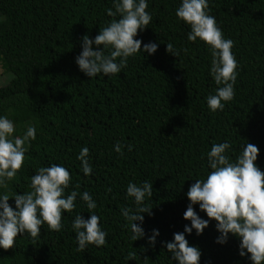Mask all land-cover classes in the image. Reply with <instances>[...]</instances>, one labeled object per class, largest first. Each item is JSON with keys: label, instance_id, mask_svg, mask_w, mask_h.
Wrapping results in <instances>:
<instances>
[{"label": "trees", "instance_id": "obj_1", "mask_svg": "<svg viewBox=\"0 0 264 264\" xmlns=\"http://www.w3.org/2000/svg\"><path fill=\"white\" fill-rule=\"evenodd\" d=\"M179 3L147 0L152 19L134 38L141 49L157 43L156 51L137 52L117 74L90 78L75 57L84 35L91 39L119 18L106 12L112 0H0V76L9 78L0 86V115L13 121L14 136L29 124L36 128L22 167L0 193L15 208L12 196L31 190L36 169L59 164L71 177L64 195L78 194L74 209L62 212L60 231L45 223L35 238L18 233L13 247L0 248V264H176L163 242L190 224L183 218L185 193L209 171L205 154L211 145L228 141L235 159L251 143L258 148L254 163L264 171V0H208L209 14L233 41L238 62L233 99L216 112L205 99L218 87L209 74L210 52L199 39H187L189 26L175 16ZM117 143L122 154L114 150ZM81 147L89 149L88 176L76 159ZM130 181L152 183V196L144 201L150 213L142 214L145 236L135 241L120 211L136 207L126 196ZM85 191L96 201L92 211L106 243L81 252L71 223L77 214L90 215L79 198ZM215 223L210 219L200 235L185 234L201 251L199 264H252L250 254H238V237L215 242ZM152 229L159 231L154 245L147 240Z\"/></svg>", "mask_w": 264, "mask_h": 264}, {"label": "clouds", "instance_id": "obj_2", "mask_svg": "<svg viewBox=\"0 0 264 264\" xmlns=\"http://www.w3.org/2000/svg\"><path fill=\"white\" fill-rule=\"evenodd\" d=\"M112 5L106 9L107 14L119 18L112 19L91 39L84 35L82 50L75 57L79 70L90 78L97 74H117L137 52L151 55L158 47L157 43L149 41L141 49V40L134 38L138 29L143 31L152 19L146 11L147 0H112ZM209 13L208 0H180L175 9L177 19L190 28L187 39L193 42L199 39L210 52L209 74L218 87L205 99L209 111L216 112L222 111L233 99L238 62L232 52L233 41L223 35L215 17ZM93 45H102V48L94 49ZM166 49L176 55L171 43L166 44ZM14 130L13 121L0 115V188L17 175L24 163L26 142L36 138L34 125L29 124L22 136H14ZM131 147L129 144V150ZM229 149L228 141L212 144L205 154L209 171L204 178L195 179L185 193L188 204L183 218L190 224H185L182 232H174L172 240L163 242L176 264H199L201 251L188 243L185 234L195 230V234L200 235L210 219L216 222L214 226L219 233L215 242L224 244L232 234L239 238L241 257L250 254L248 259L252 264H264V171L254 163L258 148L246 143L235 159L229 156ZM114 150L122 154L119 143L114 145ZM88 153L87 147H81L76 157L85 176L92 172ZM70 179L68 169L50 164L38 167L30 177V191L12 196L15 208L8 203L10 196L0 193V248L13 247L18 233L37 237L45 223L49 230L60 231L62 212H71L76 206L75 190L64 195ZM126 196L133 199L136 207H122L120 211L135 241L145 236L142 214L150 213L144 201L146 196H152V183L143 181L138 186L130 181ZM79 198L90 214L87 219L77 214L71 223L77 250L82 252L88 245L103 246L106 232L99 224L100 217L92 211L97 207L96 201L86 191L81 192ZM193 205H198L209 219L199 216ZM151 233L147 240L154 245L159 231L152 229Z\"/></svg>", "mask_w": 264, "mask_h": 264}, {"label": "rangeland", "instance_id": "obj_3", "mask_svg": "<svg viewBox=\"0 0 264 264\" xmlns=\"http://www.w3.org/2000/svg\"><path fill=\"white\" fill-rule=\"evenodd\" d=\"M8 75L5 76H0V86L4 85V83H6V81H8Z\"/></svg>", "mask_w": 264, "mask_h": 264}]
</instances>
